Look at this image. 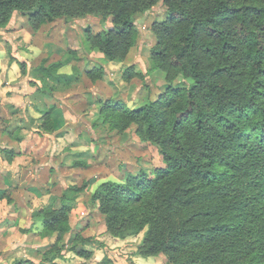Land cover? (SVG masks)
Segmentation results:
<instances>
[{
  "label": "trees",
  "instance_id": "obj_1",
  "mask_svg": "<svg viewBox=\"0 0 264 264\" xmlns=\"http://www.w3.org/2000/svg\"><path fill=\"white\" fill-rule=\"evenodd\" d=\"M159 2L167 16L152 24L150 70L165 72V92L137 109L106 101L100 118L113 130L139 125L165 167L104 182L92 200L113 237L145 231L142 256L164 254L167 264H264V0H0V29L15 12L34 30L59 18L112 17L108 30L86 31L90 48L114 61L137 44L136 16ZM59 68L42 66L40 77L62 79ZM133 69L128 80L138 76ZM103 73L94 67L87 76L95 82ZM178 76L189 86H172ZM45 119L52 131L50 112ZM84 188L70 187L59 207L35 214L57 244L72 229L71 195Z\"/></svg>",
  "mask_w": 264,
  "mask_h": 264
},
{
  "label": "rangeland",
  "instance_id": "obj_2",
  "mask_svg": "<svg viewBox=\"0 0 264 264\" xmlns=\"http://www.w3.org/2000/svg\"><path fill=\"white\" fill-rule=\"evenodd\" d=\"M166 16L163 2L138 14L137 44L124 59L114 61L90 48L86 31L88 27L95 32L108 30L112 17L59 18L34 30L27 16L15 12L14 21L0 29V62L7 58L13 74L9 72L11 84L3 82L7 88L0 94V177H5V181L0 178V236L12 239L6 258L0 251L3 262L168 263L164 254L138 253L145 231L126 239L113 237L99 204L92 200L104 182H125L141 172L152 176L156 168L165 167L158 146L141 138L139 125L110 129L103 125L100 110L106 101L137 109L165 92L166 74L150 70V58L157 43L152 24ZM53 64H59L58 74L65 77L42 79L39 68ZM13 65L20 77L13 73ZM94 67L104 70L95 82L87 76ZM129 68L138 76L128 80ZM172 86L189 84L178 76ZM6 105L14 109H2ZM46 112L51 113L52 131ZM84 186V191L71 195L76 196L70 213L72 229L57 244L55 237L43 234L42 221L35 214L50 205L59 207L70 187ZM81 249L91 255H78L76 250Z\"/></svg>",
  "mask_w": 264,
  "mask_h": 264
},
{
  "label": "crops",
  "instance_id": "obj_3",
  "mask_svg": "<svg viewBox=\"0 0 264 264\" xmlns=\"http://www.w3.org/2000/svg\"><path fill=\"white\" fill-rule=\"evenodd\" d=\"M14 18H15V16H14ZM14 20L12 19V21H10V22H13ZM20 21V23H22L21 22V20H19ZM0 50H1V48H0ZM2 58H4V62H0V94H2L3 93V91H4V89L5 88H7L6 86H3V82H9V85L11 84V79H12V77L11 76H9V62H8V60H7V58H5V57H2ZM17 66L16 65H13L12 66V70H13V73H15V75L17 76V77H20L21 75L20 74H17V68H16ZM11 73V72H10ZM12 74V73H11ZM13 75V74H12ZM18 90V89H17ZM3 105H5V104H3ZM16 106H18V105H16ZM2 107V109H6L7 111H10L11 109H14V108H11V107H9V106H1ZM12 111V110H11ZM1 117V116H0ZM23 135V134H22ZM23 137H25V136H23ZM30 141L32 140V138H30L29 139ZM37 140V139H36ZM21 144V143H20ZM8 163V162H7ZM9 164V163H8ZM11 169V168H10ZM8 172V171H7ZM23 176H25V174H23ZM1 178V180L2 181H5L4 179H5V177H0ZM49 196V195H48ZM38 197V196H37ZM39 198V197H38ZM37 198V199H38ZM44 198L45 199H47L46 198V196H44ZM43 200V199H42ZM61 202V201H60ZM4 219V218H3ZM11 241H12V239L10 238H7V237H5V236H0V251L1 250H3V256H5V258H6V256L8 255V254H6V253H9L8 252V249H9V247H11L10 245H11ZM26 244H28V243H26ZM2 255L0 254V264H1V262H3V260H1V257H2ZM3 264H8V263H6L5 261L3 262Z\"/></svg>",
  "mask_w": 264,
  "mask_h": 264
}]
</instances>
